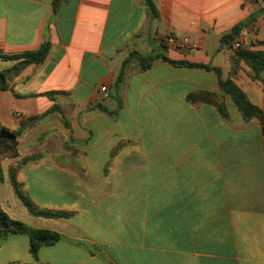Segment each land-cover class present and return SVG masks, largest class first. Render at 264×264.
I'll return each mask as SVG.
<instances>
[{
  "label": "crops",
  "instance_id": "crops-1",
  "mask_svg": "<svg viewBox=\"0 0 264 264\" xmlns=\"http://www.w3.org/2000/svg\"><path fill=\"white\" fill-rule=\"evenodd\" d=\"M152 4L0 0V52L51 44L44 63L0 93V124L25 131L22 121L55 104L62 112L37 123H53L52 148L22 168L18 182L39 207L72 214L36 217L12 197L19 220L63 238L37 257L28 236L0 240V264H264L260 122L245 121L230 96L228 119L211 104L187 101L194 91L221 93L220 79L230 78L264 109V72L254 80L245 63L233 67L231 46H221L245 24L243 46L264 52V0ZM170 36L197 47L173 48ZM135 53L221 73L163 59L142 71ZM15 63L0 60V70ZM1 185L13 189L9 179Z\"/></svg>",
  "mask_w": 264,
  "mask_h": 264
},
{
  "label": "trees",
  "instance_id": "trees-1",
  "mask_svg": "<svg viewBox=\"0 0 264 264\" xmlns=\"http://www.w3.org/2000/svg\"><path fill=\"white\" fill-rule=\"evenodd\" d=\"M149 9L153 10L152 0H147ZM264 13V9L262 10ZM245 28V24L236 25L232 31L221 39V46H232L233 42L240 38ZM51 44L50 42L43 43L38 50L27 51L21 54L8 55L0 52V60L4 62H16L11 68L0 70V93L5 92L11 89L12 82L29 66L31 65H40L44 63L49 52ZM136 56L140 63V68L142 71L148 70L152 64L158 60L163 59L166 62L175 65H185L194 68H202L210 71H215L220 75L221 70L219 68H214L211 66H206L202 64H191L188 62H177L167 58L164 55H154V56H143L140 54H133ZM241 62L245 63L253 72L254 80L260 78V74L264 72V52L253 51L245 48L244 46L240 47L233 55V67L238 66ZM127 64V61L124 63V66ZM124 78L123 72H121L116 86L118 87ZM220 88L221 93L209 92V91H194L187 96V101L199 105L202 103L211 104L220 112L222 117L225 119L229 118V110L226 104V96H230L235 105L237 106L239 112L241 113L245 121H250L257 119L260 122L262 133L264 135V109L255 105L248 97L246 92L234 82L232 79L223 80L220 79ZM57 92L48 93L47 96L55 101V96ZM54 113H60L61 109L57 104L53 109L47 114L29 118L21 122V126L25 128H30L36 125L39 121L43 120L45 117L52 115ZM63 120L67 126H69L68 120L62 115ZM23 130L12 132L5 127L0 126V154L8 155L11 157H18L19 152L18 148V137ZM42 154L30 155L19 161V168H13L10 172V182L14 189V192L27 208V210L36 217L43 218H69L71 213L55 211L44 209L36 205L28 194L23 190V185L18 182L17 176L18 172L30 165L37 163L42 159ZM14 236H28L30 238V252L34 257L38 256L39 250L43 246H51L58 241H60L63 236L54 230L43 229V228H34L29 224L12 219L7 213L0 210V240H7Z\"/></svg>",
  "mask_w": 264,
  "mask_h": 264
},
{
  "label": "rangeland",
  "instance_id": "rangeland-1",
  "mask_svg": "<svg viewBox=\"0 0 264 264\" xmlns=\"http://www.w3.org/2000/svg\"><path fill=\"white\" fill-rule=\"evenodd\" d=\"M61 120L65 124L62 117ZM0 126L5 127L1 124ZM53 126V123L50 121L38 125L36 124L33 127L22 131V133L18 137V157H11L10 154L6 156L0 154V210L7 213L14 220H19V218H21V214L19 212V208L10 207L11 198L14 197L15 201H17L19 204L22 203L18 196H16L12 188L7 186L3 187L1 183H4L5 179H10L11 169L19 168V161L23 158L30 155L42 154V152L46 150H51L52 143L50 142V136L52 135ZM41 135H43V139L39 140V136ZM65 146L68 149L67 144Z\"/></svg>",
  "mask_w": 264,
  "mask_h": 264
},
{
  "label": "built area",
  "instance_id": "built-area-1",
  "mask_svg": "<svg viewBox=\"0 0 264 264\" xmlns=\"http://www.w3.org/2000/svg\"><path fill=\"white\" fill-rule=\"evenodd\" d=\"M165 41L169 46L181 51H187L197 47L196 44L191 43L188 39L177 38L175 36L167 37ZM242 46L243 44L241 41L237 39L235 42H233L231 49L233 50V53H235ZM102 91L105 92L106 88H102ZM106 97H108V95H106Z\"/></svg>",
  "mask_w": 264,
  "mask_h": 264
}]
</instances>
